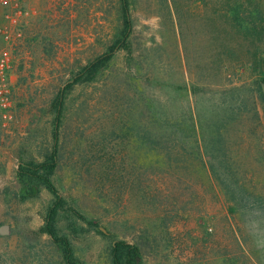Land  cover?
<instances>
[{"label":"rangeland","instance_id":"1","mask_svg":"<svg viewBox=\"0 0 264 264\" xmlns=\"http://www.w3.org/2000/svg\"><path fill=\"white\" fill-rule=\"evenodd\" d=\"M225 5L264 13V0H130L126 46L78 82L119 40V0L0 5L14 101L0 129V264H65L43 230L58 200L79 264H110L117 240L142 264H264V36L234 27ZM253 97L262 127L250 112L219 139L227 106ZM157 133L172 137L151 146Z\"/></svg>","mask_w":264,"mask_h":264},{"label":"trees","instance_id":"2","mask_svg":"<svg viewBox=\"0 0 264 264\" xmlns=\"http://www.w3.org/2000/svg\"><path fill=\"white\" fill-rule=\"evenodd\" d=\"M119 1H120V7H121L122 26H123L119 40L113 43L112 45H110V47L108 48L106 52L94 58L90 63H88V65L84 67V70L86 73V77L84 79H81V77L78 75V77L75 79L74 82L90 81L97 72H99L101 69H103L106 66V63L111 58L114 51L126 46L125 42H126L128 35L130 34L131 25H132V21L130 19V14H129L130 13V0H119ZM232 1L237 2L240 0H232ZM216 12L218 11L216 10ZM224 12H225L224 16L226 17L227 21L229 22V19H231V24L233 23L234 27H237L238 29L243 28L245 29V31L251 28V30H253L255 34H262V36H264V13L263 15H261V12L259 14V12L255 10H249V11L246 10L247 14L244 16L241 13L242 11L239 5H234L228 8H226V5H225ZM254 13L257 14L255 18L252 17ZM255 21H256V24H254ZM254 85L257 86L258 90H260V83L254 81ZM193 93L195 92L193 91ZM260 95H259V98L261 99V101H264L262 93H260ZM251 98H252V95H251ZM54 101H55L54 106L56 108V113H57V118H58L61 112V104H62L61 96L58 95ZM256 102H257L256 97H253L252 106L249 107V109L248 107H246L247 105L246 106L241 105L237 108L231 107V106L229 108L227 106L226 113L220 116L218 119L219 120L218 124L220 125L214 126V133L217 134L218 137H220L219 139H224L222 138V135H221L222 133L224 134L232 133L229 128L230 124H233L235 122L239 123L244 118H246L244 115H248L250 112H253V117L249 118L251 121L250 124L258 125L262 127V124L260 123V118L256 112L257 111ZM228 111H229V114H227ZM253 119H255L256 122ZM169 124H170L169 122H164L165 127H168ZM245 128L246 127L236 126L234 131L243 133L246 130ZM170 134L171 133H160V134L157 133V139L152 138V139H146V140H147V143L150 144L151 146H158L160 143L166 142V140L171 139L170 137L172 136ZM231 136H234L237 138L238 135H236L235 133H232ZM231 158L232 157L230 155L228 156L224 154L220 158L222 159L221 162L224 163V166L227 169L232 165ZM211 164H213V162H211ZM45 165H47V162L38 164L37 167H41ZM48 166H49V169L53 168L54 159H53V162L48 164ZM38 176H41V178L44 180L48 189L54 195L58 196L50 179L46 175L45 176L38 175ZM60 207H61L60 200H58V203L56 205L49 207V209L47 210V214L45 216V225L43 227V230L60 247L65 264H79L76 261V258L73 254V249H72L70 241L68 240L67 237L60 235L56 228V214ZM109 261H110V264H142L138 247L135 245L129 244L123 240H117L114 243H112L110 250H109Z\"/></svg>","mask_w":264,"mask_h":264},{"label":"built area","instance_id":"3","mask_svg":"<svg viewBox=\"0 0 264 264\" xmlns=\"http://www.w3.org/2000/svg\"><path fill=\"white\" fill-rule=\"evenodd\" d=\"M26 0H0V5L14 8L13 14L21 12L20 7ZM12 16L11 13L8 15ZM15 21L14 18L11 19ZM12 58L10 54L0 48V129L6 127L14 116V101L12 95Z\"/></svg>","mask_w":264,"mask_h":264},{"label":"water","instance_id":"4","mask_svg":"<svg viewBox=\"0 0 264 264\" xmlns=\"http://www.w3.org/2000/svg\"><path fill=\"white\" fill-rule=\"evenodd\" d=\"M263 90H264V86H263Z\"/></svg>","mask_w":264,"mask_h":264}]
</instances>
